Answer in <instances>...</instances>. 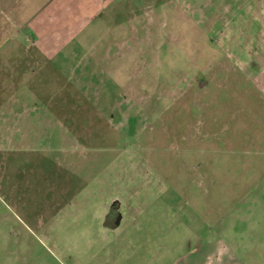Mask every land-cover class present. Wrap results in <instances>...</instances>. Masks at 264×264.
<instances>
[{
    "label": "rangeland",
    "instance_id": "obj_1",
    "mask_svg": "<svg viewBox=\"0 0 264 264\" xmlns=\"http://www.w3.org/2000/svg\"><path fill=\"white\" fill-rule=\"evenodd\" d=\"M128 6L108 77L0 92V264H264V0Z\"/></svg>",
    "mask_w": 264,
    "mask_h": 264
},
{
    "label": "crops",
    "instance_id": "obj_2",
    "mask_svg": "<svg viewBox=\"0 0 264 264\" xmlns=\"http://www.w3.org/2000/svg\"><path fill=\"white\" fill-rule=\"evenodd\" d=\"M126 4L131 0H0V92H23L21 96L11 95L5 106L0 105L8 108L4 113L14 116L13 106L28 103L27 92L30 96L31 92L49 88L45 79L35 87L36 74H88L94 67L97 71L92 79L102 80L112 74L114 60L108 59L114 57V48L112 52L99 50L104 37L99 31L124 18V12L131 8ZM253 60L260 74L255 81L264 83V67L260 66L264 56L255 55ZM89 83L95 85L91 90H100L102 84L101 89L106 88L104 81ZM123 221L122 214L114 230Z\"/></svg>",
    "mask_w": 264,
    "mask_h": 264
},
{
    "label": "flooded vegetation",
    "instance_id": "obj_3",
    "mask_svg": "<svg viewBox=\"0 0 264 264\" xmlns=\"http://www.w3.org/2000/svg\"><path fill=\"white\" fill-rule=\"evenodd\" d=\"M105 219V226L110 230H114L117 225L120 224L122 220V211L118 201L113 202L108 208Z\"/></svg>",
    "mask_w": 264,
    "mask_h": 264
}]
</instances>
